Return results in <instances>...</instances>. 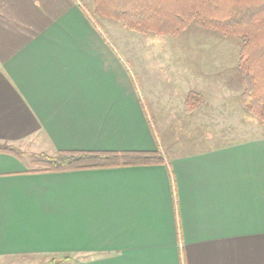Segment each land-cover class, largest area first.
Instances as JSON below:
<instances>
[{"label":"crops","instance_id":"crops-1","mask_svg":"<svg viewBox=\"0 0 264 264\" xmlns=\"http://www.w3.org/2000/svg\"><path fill=\"white\" fill-rule=\"evenodd\" d=\"M94 12L95 0H0V144L21 153H0V256L264 264V123L239 139L215 130L224 118L204 89L214 75L196 74L190 88L189 64L184 73L165 62V76L145 58L137 67V37L107 17L98 24ZM182 90L203 95V105L187 113ZM178 114L204 116L202 125L231 138L218 143L207 130L192 142L199 147L168 152L157 125ZM60 151L162 160L66 172L28 164Z\"/></svg>","mask_w":264,"mask_h":264},{"label":"trees","instance_id":"trees-1","mask_svg":"<svg viewBox=\"0 0 264 264\" xmlns=\"http://www.w3.org/2000/svg\"><path fill=\"white\" fill-rule=\"evenodd\" d=\"M104 13L118 14L129 30L157 36H177L191 23L235 37L239 43L237 68L241 72L242 108L264 123V0H95ZM204 103L198 92H189L185 111L193 113ZM20 155L13 145L0 144V153ZM37 172L107 169L162 160L159 154L141 152L60 151L39 154ZM28 256V255H20ZM50 260L47 264H54ZM44 264V263H39Z\"/></svg>","mask_w":264,"mask_h":264},{"label":"rangeland","instance_id":"rangeland-1","mask_svg":"<svg viewBox=\"0 0 264 264\" xmlns=\"http://www.w3.org/2000/svg\"><path fill=\"white\" fill-rule=\"evenodd\" d=\"M92 14L97 18L98 24H102L104 22L103 18L107 17L109 20L121 22L122 24L117 23V25L124 26L125 31L137 37V45H135L137 46V67L142 66L145 68L142 64L139 65V62H142L145 58L147 59V69L151 68L157 71V73H160L161 76H165L168 69L165 62L171 61L176 67L174 69H181L184 73L183 66L189 64L191 72L194 73L188 76L189 81H191L190 88H192V79H197L195 76L196 74H201V72L205 71L209 73L210 77L214 75L210 80H206L204 89L205 92L210 91L211 97L209 93H207L208 101H215V109L222 112L224 118V123L221 125L218 124V126L215 125V130L220 131L219 128H221L225 132L229 131L235 135L233 138L236 139L251 136L254 131L258 130V122L260 121L247 113L242 108L239 101V96L243 88L241 72L237 68L239 58L238 39L235 37H225L218 31L208 30L207 28L200 27L196 23H191L177 36H169L172 37L170 39L165 36L156 38L155 35L146 36L129 30L127 26L118 19L119 17L116 12H113L115 18L111 17L110 13H104V8H102V13L94 12ZM108 37L111 40L114 39L111 35ZM167 53L170 54L168 57L171 58L167 60L163 59V54ZM182 55H184L183 60ZM150 74L154 77L153 72ZM192 76L195 78H192ZM195 84L194 82V86ZM138 85L142 86V80L138 81ZM207 85H209L210 88H206ZM161 90L164 91V88L162 87ZM143 93L144 91H141V94ZM186 93L185 90L180 92L181 99ZM160 94L164 95L165 93ZM158 104L160 105L161 102L159 101ZM204 111L209 112V109L205 106ZM193 117L194 118L188 119L185 115L182 116L178 114L177 116L174 115L169 118L170 123L169 125H163L164 129L162 125H157L158 132L161 134L163 147L168 152L173 150V147L177 148L175 151L182 152L189 144L199 147L198 144L192 142L198 139L202 133L207 130V134L211 131V133H214L215 136L218 137H215L218 143L231 138V133L224 135L222 132L210 130L211 128L208 125L212 124L202 125L204 116L198 119L195 118L196 116ZM218 133H220V135H218ZM21 156L24 160H30L29 156L23 154ZM28 164L35 166L34 168H39L37 161L36 163L30 161ZM49 261V258L40 254L28 256H0V264H47Z\"/></svg>","mask_w":264,"mask_h":264},{"label":"water","instance_id":"water-1","mask_svg":"<svg viewBox=\"0 0 264 264\" xmlns=\"http://www.w3.org/2000/svg\"><path fill=\"white\" fill-rule=\"evenodd\" d=\"M62 261H63V260H61V259H59V260H55V261H54V264H60V263H62Z\"/></svg>","mask_w":264,"mask_h":264}]
</instances>
